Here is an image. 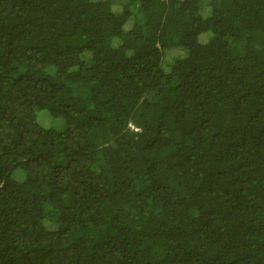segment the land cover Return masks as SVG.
<instances>
[{
	"label": "trees",
	"instance_id": "16d2710c",
	"mask_svg": "<svg viewBox=\"0 0 264 264\" xmlns=\"http://www.w3.org/2000/svg\"><path fill=\"white\" fill-rule=\"evenodd\" d=\"M0 264H264V0H0Z\"/></svg>",
	"mask_w": 264,
	"mask_h": 264
},
{
	"label": "rangeland",
	"instance_id": "374dc122",
	"mask_svg": "<svg viewBox=\"0 0 264 264\" xmlns=\"http://www.w3.org/2000/svg\"><path fill=\"white\" fill-rule=\"evenodd\" d=\"M49 121L51 122L52 125L59 123V119H50Z\"/></svg>",
	"mask_w": 264,
	"mask_h": 264
}]
</instances>
